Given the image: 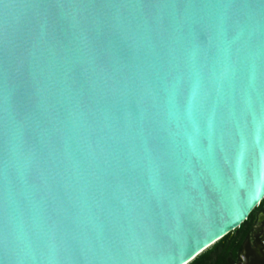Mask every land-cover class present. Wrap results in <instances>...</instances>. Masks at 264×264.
Returning <instances> with one entry per match:
<instances>
[{
  "label": "water",
  "instance_id": "1",
  "mask_svg": "<svg viewBox=\"0 0 264 264\" xmlns=\"http://www.w3.org/2000/svg\"><path fill=\"white\" fill-rule=\"evenodd\" d=\"M264 200V0H0V264H190Z\"/></svg>",
  "mask_w": 264,
  "mask_h": 264
},
{
  "label": "flooded vegetation",
  "instance_id": "2",
  "mask_svg": "<svg viewBox=\"0 0 264 264\" xmlns=\"http://www.w3.org/2000/svg\"><path fill=\"white\" fill-rule=\"evenodd\" d=\"M203 255L202 264H264V200L240 228Z\"/></svg>",
  "mask_w": 264,
  "mask_h": 264
},
{
  "label": "trees",
  "instance_id": "3",
  "mask_svg": "<svg viewBox=\"0 0 264 264\" xmlns=\"http://www.w3.org/2000/svg\"><path fill=\"white\" fill-rule=\"evenodd\" d=\"M226 238V237H225ZM223 238V239H225ZM203 258H204V255L201 254L200 256H198L195 260H193L190 264H202L203 262Z\"/></svg>",
  "mask_w": 264,
  "mask_h": 264
},
{
  "label": "rangeland",
  "instance_id": "4",
  "mask_svg": "<svg viewBox=\"0 0 264 264\" xmlns=\"http://www.w3.org/2000/svg\"><path fill=\"white\" fill-rule=\"evenodd\" d=\"M210 249V248H209Z\"/></svg>",
  "mask_w": 264,
  "mask_h": 264
}]
</instances>
